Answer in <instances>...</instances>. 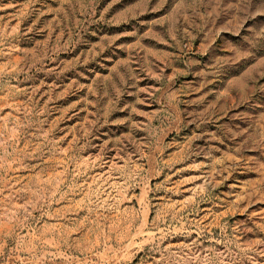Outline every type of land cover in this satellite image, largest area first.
<instances>
[{"label":"rangeland","instance_id":"rangeland-1","mask_svg":"<svg viewBox=\"0 0 264 264\" xmlns=\"http://www.w3.org/2000/svg\"><path fill=\"white\" fill-rule=\"evenodd\" d=\"M0 264H264V0H0Z\"/></svg>","mask_w":264,"mask_h":264}]
</instances>
